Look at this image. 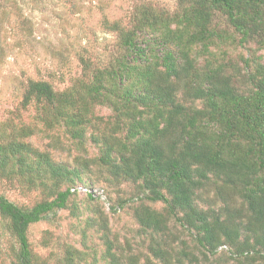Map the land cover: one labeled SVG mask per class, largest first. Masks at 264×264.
<instances>
[{
    "label": "trees",
    "instance_id": "obj_1",
    "mask_svg": "<svg viewBox=\"0 0 264 264\" xmlns=\"http://www.w3.org/2000/svg\"><path fill=\"white\" fill-rule=\"evenodd\" d=\"M138 1L131 27L106 22L119 34L118 55L79 57L83 78L63 91L28 82L23 105L36 104L43 128L0 125V183L47 188L30 208L0 193L13 264H46L32 250V225L80 193L100 200L82 192L93 160L80 156L70 169L29 142L60 129L75 147H99L117 183L138 185L112 211L134 204L147 254L109 241L98 209L87 223L105 231L103 258L87 261L68 248L58 264H264V0H178L174 14ZM98 108L111 118L97 116ZM66 182L82 187L61 190Z\"/></svg>",
    "mask_w": 264,
    "mask_h": 264
},
{
    "label": "rangeland",
    "instance_id": "obj_2",
    "mask_svg": "<svg viewBox=\"0 0 264 264\" xmlns=\"http://www.w3.org/2000/svg\"><path fill=\"white\" fill-rule=\"evenodd\" d=\"M139 5L138 0H0V125L43 128L36 104L23 105L28 82L47 81L57 91L75 85L83 78L79 57L107 61L119 54V34L108 29L106 22L131 27L132 15ZM150 5L171 14L179 10L178 0H152ZM221 28H227L223 21ZM238 52L249 56L247 49ZM96 115L107 120L112 112L98 108ZM29 142L34 148L49 152L57 164L70 169L77 168L75 160L80 156L93 160L89 172L81 175L82 181L88 183L82 192L92 189L90 192L100 195L98 202L90 203L85 193H80L71 199L67 209L30 227L32 250L41 261L58 264L68 248L86 252L87 261L103 258L107 248L105 231L99 225L90 227L87 223L98 209L107 217L109 241L122 249L131 243L134 252L147 254L146 244L139 245L142 239L140 226L133 217L134 204L112 211V206L138 193V185L117 183L99 161V147L92 143L86 144V151L75 147L63 129L36 135ZM79 181L76 179L75 183ZM75 183H63L60 189ZM46 192L47 188L28 191L20 180L0 183V193L21 207H33L44 200ZM148 205L163 209L162 204ZM13 242L0 217V264H13L10 249Z\"/></svg>",
    "mask_w": 264,
    "mask_h": 264
},
{
    "label": "built area",
    "instance_id": "obj_3",
    "mask_svg": "<svg viewBox=\"0 0 264 264\" xmlns=\"http://www.w3.org/2000/svg\"><path fill=\"white\" fill-rule=\"evenodd\" d=\"M97 193V192H96Z\"/></svg>",
    "mask_w": 264,
    "mask_h": 264
}]
</instances>
